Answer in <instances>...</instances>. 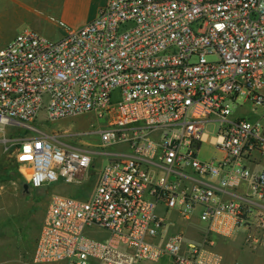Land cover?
Instances as JSON below:
<instances>
[{
    "label": "built area",
    "instance_id": "built-area-1",
    "mask_svg": "<svg viewBox=\"0 0 264 264\" xmlns=\"http://www.w3.org/2000/svg\"><path fill=\"white\" fill-rule=\"evenodd\" d=\"M40 114L102 120L99 147L118 150L87 200L50 197L33 264H222L216 241L239 231L264 250V0H107L57 40L20 31L0 48V142L32 189L81 185L95 153ZM174 211L205 224L199 241L168 233Z\"/></svg>",
    "mask_w": 264,
    "mask_h": 264
},
{
    "label": "rangeland",
    "instance_id": "rangeland-1",
    "mask_svg": "<svg viewBox=\"0 0 264 264\" xmlns=\"http://www.w3.org/2000/svg\"><path fill=\"white\" fill-rule=\"evenodd\" d=\"M15 4L14 0H0V11L2 7L5 9V14L0 13V48L20 31L24 29L33 30L29 23L34 18L31 20L24 19L21 23L16 22L14 13L11 14L10 12L11 9H15ZM41 23L43 24V30L35 32L52 41L61 37V31L54 25L56 23L55 20H41ZM103 124L104 121H96L92 116L66 119L50 124L44 121V114H40L33 124L41 132L50 135L60 134L65 131L80 132L81 135L72 141L70 140V143L75 147L87 148L95 153L92 155V167L88 171L85 181L81 185H71V188H73L71 192H77L76 194H71L74 198L87 200L90 197L97 177L107 163V158L103 154L118 150V148L103 150L99 147V137L93 133V130ZM5 133L6 137L19 139L37 135L23 128H18L13 130V132L11 128H7ZM206 133L211 138L215 134V129H208ZM11 150L13 152L14 148ZM5 154L7 152L4 151V146L0 142V160ZM215 155L217 154L210 144L205 143L201 147L199 159L206 160ZM24 184L27 183L22 179L15 163L8 165L6 169L0 168V264H33V249L39 236L50 197L54 195L70 197L69 192H67L70 185L57 183L37 190L28 186V190L24 191ZM167 216L169 222L168 233L181 231L186 241H199L198 238L204 232L206 226L196 218V215H193L190 220L181 219L175 211L168 212ZM86 234L101 241L107 240L109 237L106 231L100 229L87 231ZM235 235V239L225 240L223 243L230 248L229 251L219 245L218 240L216 241L215 249L221 253L223 259L234 257L237 252H245L259 256L264 262V250L251 253L242 245L243 232L239 231ZM232 248L237 251L231 250ZM143 264H172V262L165 255L156 262H145Z\"/></svg>",
    "mask_w": 264,
    "mask_h": 264
},
{
    "label": "crops",
    "instance_id": "crops-1",
    "mask_svg": "<svg viewBox=\"0 0 264 264\" xmlns=\"http://www.w3.org/2000/svg\"><path fill=\"white\" fill-rule=\"evenodd\" d=\"M16 2L15 9H11V14L14 13L16 22H23L24 19L31 20L29 26L34 31H42L43 24L41 20H55L54 24L60 31L61 36L66 32L76 30L81 26L93 20L97 11L104 7L107 0H14ZM1 14H5V9L2 7ZM36 21V22H35ZM71 185L68 188L69 196L77 192H71ZM77 199V198H74ZM80 200V199H79ZM176 213V212H175ZM168 213L166 214L168 220ZM178 215V214H177ZM181 232V231H179ZM225 240H219V245L225 247L228 251L230 248L223 244ZM237 251L236 249H231ZM234 253V252H233ZM171 260V259H170ZM57 264V263H50ZM222 264H264L259 258L250 253L237 252L234 257L223 259Z\"/></svg>",
    "mask_w": 264,
    "mask_h": 264
},
{
    "label": "trees",
    "instance_id": "trees-1",
    "mask_svg": "<svg viewBox=\"0 0 264 264\" xmlns=\"http://www.w3.org/2000/svg\"><path fill=\"white\" fill-rule=\"evenodd\" d=\"M14 163V153L12 150L7 151V154L3 156L0 160V168L6 169L8 165H12Z\"/></svg>",
    "mask_w": 264,
    "mask_h": 264
},
{
    "label": "water",
    "instance_id": "water-1",
    "mask_svg": "<svg viewBox=\"0 0 264 264\" xmlns=\"http://www.w3.org/2000/svg\"><path fill=\"white\" fill-rule=\"evenodd\" d=\"M23 189H24V191H27L28 190V185L27 184H24L23 185Z\"/></svg>",
    "mask_w": 264,
    "mask_h": 264
}]
</instances>
